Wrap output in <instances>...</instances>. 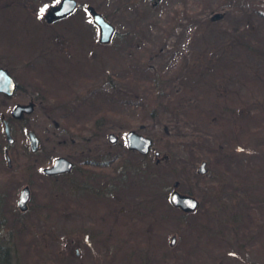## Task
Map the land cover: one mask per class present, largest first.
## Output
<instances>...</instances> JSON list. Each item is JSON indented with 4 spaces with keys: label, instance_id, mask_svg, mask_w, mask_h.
<instances>
[{
    "label": "rangeland",
    "instance_id": "obj_1",
    "mask_svg": "<svg viewBox=\"0 0 264 264\" xmlns=\"http://www.w3.org/2000/svg\"><path fill=\"white\" fill-rule=\"evenodd\" d=\"M77 1L78 11L48 22L40 9L54 0H0V67L17 85L12 96L0 92L8 264H264V0ZM88 4L116 26L110 43L100 42ZM162 76L169 88L183 83L177 115L162 117ZM75 97L84 98L83 119L105 115L84 145L67 142L59 119ZM30 102L34 110L12 120L9 144L3 119ZM137 117L143 130L128 125ZM30 130L40 138L36 153ZM130 130L164 145L146 157L127 150ZM61 155L73 170L48 176L44 168ZM132 163L152 172L137 175L135 188L122 181ZM175 181L199 199L195 211L171 203ZM25 185L31 198L21 210Z\"/></svg>",
    "mask_w": 264,
    "mask_h": 264
},
{
    "label": "water",
    "instance_id": "obj_2",
    "mask_svg": "<svg viewBox=\"0 0 264 264\" xmlns=\"http://www.w3.org/2000/svg\"><path fill=\"white\" fill-rule=\"evenodd\" d=\"M77 5V0H63L61 4L52 6L45 14V18L48 22H53L56 19L62 18L73 13L76 10ZM88 10L93 17L94 23L98 25L100 29V42L104 44L110 43L115 34L116 26L110 20H108L102 12L98 11L93 5H89ZM16 87L17 85L14 77L9 73L7 69L0 67V92L11 96L14 94ZM33 108L34 105L32 103L27 105L19 104L13 109L12 115L15 117H20L24 112H31ZM3 123L4 133L7 142L9 144H12L15 141V138L12 134V124L10 122V119L8 117L4 118ZM28 137L31 150L33 152L37 151L40 144V139L38 135L35 131L30 130L28 132ZM109 138L112 142H116L118 136L115 133H110ZM126 141L128 147L131 150H138L141 154H148L153 145V139L150 136L141 134L136 130H130L126 133ZM156 154L159 155L160 152L156 151ZM6 157L9 166H12L11 157L8 153ZM159 161V159L156 160L157 163ZM73 166L74 162L70 158L61 155L56 157L52 165L46 167L44 171L49 175L61 174L71 171ZM207 171V161L203 160L199 166L198 172L200 174H206ZM179 184V181L174 182L175 189L170 194L171 203L176 207H180L184 212L188 213L191 211H195L198 208L199 199L192 194L181 193L177 189ZM30 198L31 189L28 185H25L21 189L19 199L17 201V204L21 210H27ZM175 242L176 236H173L172 244H175Z\"/></svg>",
    "mask_w": 264,
    "mask_h": 264
},
{
    "label": "trees",
    "instance_id": "obj_3",
    "mask_svg": "<svg viewBox=\"0 0 264 264\" xmlns=\"http://www.w3.org/2000/svg\"><path fill=\"white\" fill-rule=\"evenodd\" d=\"M142 79L146 82L150 81V83H153L156 81V77L152 74H147L144 73L142 76ZM167 77L164 78V76L160 77V83L161 89L158 91L159 93V99L161 100L160 107L162 109V117H165L166 114L170 115H177L180 113V108L179 106L175 105L174 101H180V103L184 102L186 99L184 93H183V83L178 82L177 86L169 88V82L166 81ZM98 93H100L99 90H96ZM182 99V100H181ZM73 102H70L63 110L61 111L60 120H62V124L68 128L69 133V139L71 136L70 141H67L68 143L70 142L73 145H84L88 142V134H90L89 130L90 128L94 127L98 123H100L102 117L105 115L102 114V111L100 112H93L91 115L89 114L88 117L83 119L79 114L81 109L83 108V104L85 103L84 98H77L76 97L72 100ZM146 106V103L142 102L141 103V108L144 109ZM160 109V110H161ZM154 110V111H153ZM153 113L151 116H154L156 108L153 109ZM110 113V112H108ZM78 114L79 116H77ZM75 116H77L75 118ZM119 118H122V115L117 114ZM12 120L14 119L15 121L17 120L16 118H11ZM130 122L128 123L129 127L135 128L136 130H143L145 126H143V120L141 117L133 118V119H127ZM152 138L154 140V145L162 147L164 145V140L160 139V137L156 134H151ZM153 145V146H154ZM125 148L128 150L127 144H125ZM142 156L146 157V155L141 154ZM148 167V165H146ZM140 165H132L130 167H126L127 170L124 171V177L122 181L127 180L130 178L131 180H128V183L130 182L132 184L131 187L135 188L136 185L139 183L138 182V176L137 175H149L152 176V172H148V168L142 166L140 169ZM131 174V176H130ZM130 176V177H129ZM46 209V208H45ZM9 263V258L8 255L6 256L5 252L0 251V264H8Z\"/></svg>",
    "mask_w": 264,
    "mask_h": 264
},
{
    "label": "flooded vegetation",
    "instance_id": "obj_4",
    "mask_svg": "<svg viewBox=\"0 0 264 264\" xmlns=\"http://www.w3.org/2000/svg\"><path fill=\"white\" fill-rule=\"evenodd\" d=\"M54 5H57V4H55V3H50V4H49V8L46 10V12H47L52 6H54ZM88 6H89V4L85 6V8H86L87 10H88ZM77 7H78V8L80 7V4H79V3H78V5H77ZM78 8H76V10H77ZM88 12H89V11H88ZM88 14H89L90 20H91V21L93 22V24L98 28V30H100L99 27L94 23V21H93V17H92V15H91V13L89 12ZM44 17H45V15H44ZM66 17H68V16H64V17L59 18V19H63V18H66ZM59 19H56L55 21H57V20H59ZM55 21H53V22H55ZM99 32H100V31H99ZM30 103H32V104L34 105L33 102H30ZM30 103H29V104H30ZM34 108H35V107H34ZM34 108H33V109H34ZM32 111H33V110H32ZM23 115H24V113L22 114V116H23ZM22 116L18 117V119L21 118ZM10 122H11V124H12V131H13V122H12V119H11V118H10ZM39 148H40V146H39ZM39 148H38L37 151H35V152L32 151V152H33V153L38 152V151H39ZM53 161H54V160H53ZM8 165H9V164H8ZM9 167H11V166H9ZM73 168H74V167H73ZM73 168H72V170H73ZM72 170H71V171H72ZM71 171H68V172H66V173H64V174H68V173H70ZM48 176H53V175H49V174H48Z\"/></svg>",
    "mask_w": 264,
    "mask_h": 264
},
{
    "label": "snow or ice",
    "instance_id": "obj_5",
    "mask_svg": "<svg viewBox=\"0 0 264 264\" xmlns=\"http://www.w3.org/2000/svg\"><path fill=\"white\" fill-rule=\"evenodd\" d=\"M63 2V0H54L55 4H61ZM49 8V5H45L43 8L40 9V13L43 14L45 12L46 9Z\"/></svg>",
    "mask_w": 264,
    "mask_h": 264
}]
</instances>
